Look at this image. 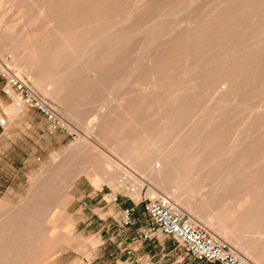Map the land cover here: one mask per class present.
<instances>
[{"label": "rangeland", "instance_id": "1", "mask_svg": "<svg viewBox=\"0 0 264 264\" xmlns=\"http://www.w3.org/2000/svg\"><path fill=\"white\" fill-rule=\"evenodd\" d=\"M0 40V54L63 122L23 106L0 79V264H126L115 259L130 244L144 259L129 264H208L158 231L140 242V207L130 225L116 218L131 184L142 196L170 194L226 241L199 215L221 200L219 185L192 175L184 154L169 159L164 184L150 179L151 161L138 170L119 146L176 115L172 131L210 135L235 178L264 176V0H0ZM15 99L21 108L9 117ZM42 183L52 186L46 200ZM60 197L50 214L45 203ZM254 238L242 232L240 242L253 247Z\"/></svg>", "mask_w": 264, "mask_h": 264}, {"label": "bare ground", "instance_id": "2", "mask_svg": "<svg viewBox=\"0 0 264 264\" xmlns=\"http://www.w3.org/2000/svg\"><path fill=\"white\" fill-rule=\"evenodd\" d=\"M43 14H44V12H43ZM126 14L128 15V13H126ZM184 37H186V35ZM256 37H257V35H256ZM1 39H2V37H1ZM1 43H3L2 40H0V47H2ZM80 59H82V57H80ZM68 65L70 66L69 62H68ZM262 72H264V71H262ZM57 79H59V78H57ZM194 85H195V83H194ZM220 85H223V89H224V87L226 86V83L224 82V80L220 82ZM187 86H189V85H187ZM58 89H60V88H58ZM60 90H62V89H60ZM144 90H146V89H144ZM217 90H220V88ZM57 92H59V91H57ZM163 92H165V91H163ZM52 93H54V92H52ZM210 95H212V94H210ZM175 100H176V98H175ZM237 107H239V106H237ZM176 117H177L176 115L172 116V117L169 115H165L164 117L161 118V120L158 124L149 127V129L146 128V130H145L146 132L142 131L143 134L140 131L139 135L132 137L128 140H125L126 142L123 145L120 144L121 146H119V155L128 164H130L136 168H137L138 164H141V163H138L139 161H141V159L147 158L148 160L151 161L149 168H148V175H149L150 179H158L160 182L163 183L162 176L167 171L166 168L169 165V163H168L169 159L172 157H175L177 155L184 154V156H186L187 160L191 164V168H192L191 174L195 175V174H199V173H204L208 177L209 183L219 185V189L221 192V194H220L221 200L216 203V206H214L213 208L207 209V210L202 209L201 212L199 213V215L204 219V221H206L208 223V226H210L212 229H216L218 232H220L222 234L227 233L228 236L224 235V239H226V241L231 243L232 247H234L235 249L239 248L240 250H242L244 253L243 257H245L250 264H264V259L261 257L262 255H264V176L259 173V174H257V176H256V174L255 175H253V174L249 175L248 174L247 177H245V176L241 177L240 176V177L235 178V175L233 174L234 172L232 171V168L229 167L230 165L225 164L224 162H222L221 160L218 159L219 156L223 153V151L220 148L208 147L207 142L211 137L210 135H206V136H204V138H201L198 136L192 137V136H189L188 134H184V133L177 134V133H174L172 131L171 125L176 120ZM143 138H146L148 140V144L146 146H138L137 142L143 140ZM189 141H191V142H189ZM186 142H188V143L186 144ZM104 160H106V159H104ZM103 164L105 165V168L107 171H110L112 169L111 168V166H112L111 161L107 160ZM123 170L122 171L124 173L123 172L122 173H123L124 177H128L130 175L128 178H130L132 181L137 180V177H135L130 172L131 170L130 171L125 170V169H123ZM92 179H95V178H92ZM97 179L99 180V178H97ZM113 179L115 181V178H113ZM116 180H118V179H116ZM99 181H101V180H99ZM148 193L150 195H154L155 191L153 189H150V187H149ZM169 195H167L166 197H168L170 200H172L173 198L171 197V195L170 196ZM188 205H189V203H188ZM178 207L182 211V208L180 206H178ZM192 219H194L195 221H198L196 218L192 217ZM5 229L6 228H4V227H0V238L2 237L3 231ZM242 232H251V233L255 234L254 239L256 240L257 243L253 247H249V248L242 246V244L240 242ZM20 234H21L20 232L16 233L15 237L17 238ZM16 238H15V240H16ZM2 250H3V248H2ZM2 258H0V259H2Z\"/></svg>", "mask_w": 264, "mask_h": 264}, {"label": "built area", "instance_id": "3", "mask_svg": "<svg viewBox=\"0 0 264 264\" xmlns=\"http://www.w3.org/2000/svg\"><path fill=\"white\" fill-rule=\"evenodd\" d=\"M10 61V55L0 54V79L4 81V87L15 93L23 106L40 112L54 126H63L60 116L53 107L36 94L10 67ZM5 125L6 119L0 115V127ZM125 189V197L129 203L120 208V225L127 226L135 222L137 218L134 217V213L140 207L148 221L147 228L139 233L140 239L149 238L158 231L174 239L193 260L208 264H250L230 244L182 212L168 197L142 196L140 190L131 184Z\"/></svg>", "mask_w": 264, "mask_h": 264}, {"label": "crops", "instance_id": "4", "mask_svg": "<svg viewBox=\"0 0 264 264\" xmlns=\"http://www.w3.org/2000/svg\"><path fill=\"white\" fill-rule=\"evenodd\" d=\"M21 108V104L17 101V99H15L12 103H9L7 104L4 109L5 111L7 112L8 116L9 117H13L15 116L19 109ZM49 177H52V175H54V171L49 173L48 174ZM47 175V176H48ZM52 188V186L50 184H45V183H42V184H39L37 187H35V189L42 195L41 198L44 197V199L46 200V192L50 191V189ZM61 197L58 198L56 201H48L45 203V205H47V207H49L51 209V211L49 212L50 214H52L53 212V207L54 206H59V204L61 203ZM63 199V198H62ZM129 203V202H128ZM127 203V204H128ZM126 205V204H125ZM124 206V205H122ZM121 206V207H122ZM120 207V208H121ZM138 210V209H137ZM136 210V212L134 213L136 215V213L138 212ZM119 213H121L119 211ZM143 213V212H142ZM120 216V214H119ZM118 216V217H119ZM118 219V223L120 225V218H116ZM138 219V218H137ZM142 230V229H141ZM140 230V231H141ZM143 239H140V242L142 241ZM137 247L138 246H135V245H123V250H122V253L115 259V261L118 263V262H125L126 264H129V263H135V262H142V260L144 259V256L143 255H140V252L137 251Z\"/></svg>", "mask_w": 264, "mask_h": 264}]
</instances>
